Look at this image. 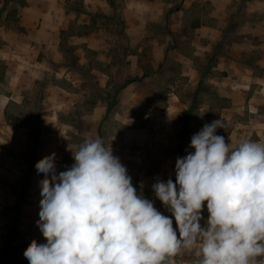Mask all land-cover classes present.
<instances>
[{
	"label": "rangeland",
	"instance_id": "obj_1",
	"mask_svg": "<svg viewBox=\"0 0 264 264\" xmlns=\"http://www.w3.org/2000/svg\"><path fill=\"white\" fill-rule=\"evenodd\" d=\"M29 1L0 0V25L19 32L16 22ZM163 1L162 20L137 33L126 24L123 0H114L112 10L107 0H58L63 33L53 60L41 53L48 65L16 78L0 115V264H29L25 249L33 240L46 242L36 225L43 174L35 164L53 152L57 172L63 171L74 163L69 149L99 137L132 180L175 182L177 157L214 120L226 122L217 129L226 143H264V37L241 33L264 18V0H221L216 12L212 2L219 0ZM213 21L217 31L208 35L216 39L201 37L200 22ZM73 35L86 36L85 47ZM155 48L163 60L152 69ZM106 100L112 103L107 114ZM149 191L143 196L164 207L152 186ZM183 259L195 262L180 255L172 264Z\"/></svg>",
	"mask_w": 264,
	"mask_h": 264
},
{
	"label": "clouds",
	"instance_id": "obj_2",
	"mask_svg": "<svg viewBox=\"0 0 264 264\" xmlns=\"http://www.w3.org/2000/svg\"><path fill=\"white\" fill-rule=\"evenodd\" d=\"M225 127L222 118L205 124L177 157L175 182L152 184L171 217L138 194L102 138L69 149L74 163L63 171L56 153L43 157L35 164L43 174L36 225L46 242L33 240L24 257L29 264H172L187 252L194 264H264V143H226L217 134Z\"/></svg>",
	"mask_w": 264,
	"mask_h": 264
},
{
	"label": "crops",
	"instance_id": "obj_3",
	"mask_svg": "<svg viewBox=\"0 0 264 264\" xmlns=\"http://www.w3.org/2000/svg\"><path fill=\"white\" fill-rule=\"evenodd\" d=\"M168 5L170 6L171 4L168 3ZM212 5L215 10L213 12L222 9L221 0L217 1L216 5L212 2ZM164 7L163 0H123V16L127 25H136V30L133 31L142 33L144 25L159 23L162 20ZM62 15L64 16V11L60 7L58 0H30L23 7L19 18L18 26L23 29V32H16L13 29L0 25V72H2L0 74V115L2 117V110H4L13 96V91L11 92V90L15 86L12 83L17 80L16 78L20 75L35 72L38 67L45 68L48 65V62L42 60L45 54L49 56L52 55L50 53H53L54 55V52L57 51L60 32L59 25L60 20L63 19ZM70 16L68 14L65 18L68 19ZM213 16L214 14H212ZM216 18L219 17L217 16ZM214 23L219 24L218 21H213L211 26H207L200 22L199 30L201 37L216 39L217 36L214 37L212 35V38V36L208 35V31L211 33H214L215 30L217 31V28L213 27ZM241 33L264 37V18L251 26L243 27ZM71 39L76 42L75 45H80V48L85 47L82 43L86 44V36L73 35ZM49 49L51 52H49ZM76 49L75 51L81 50L79 48ZM153 59L154 61H151L152 69H154L155 63H161L163 60L162 53L158 48H155L153 51ZM1 89H9L8 94L2 92ZM141 172L143 171L141 170ZM137 177V184L139 186L142 184V188L145 190H149L152 184L155 183V180H145L147 178L145 175L141 177L143 180L140 179L139 175ZM156 208L164 215L171 216V213L165 207ZM173 226L174 228L176 227L175 224ZM181 255L194 257L187 252ZM182 264L191 263L183 259Z\"/></svg>",
	"mask_w": 264,
	"mask_h": 264
},
{
	"label": "trees",
	"instance_id": "obj_4",
	"mask_svg": "<svg viewBox=\"0 0 264 264\" xmlns=\"http://www.w3.org/2000/svg\"><path fill=\"white\" fill-rule=\"evenodd\" d=\"M108 1V4H109V6H110V8H111V10L113 9V4H114V0H107ZM24 6H26L25 4L23 5V7ZM116 12H117V9H116ZM12 15H13V13H12ZM123 21V18L121 19V22ZM17 23L18 22H16V30L17 31H19V32H23V29L22 28H20L19 26H17ZM195 25V27H198V23H195L194 24ZM62 33L63 32H60V34L62 35ZM118 35H119V32L117 33ZM213 55H214V53H213ZM213 59H215V60H218L219 59V55H217L216 54V52H215V56H214V58ZM129 84V82H128V80L127 81H125V82H123L118 88H117V90H115V94H118V92L120 91V90H122L124 87H126L127 85ZM106 102V114L109 112V110H110V107H111V105H112V103H108V100H106L105 101ZM132 182H133V185L136 187V189H137V192H138V194H152V192H150L149 190H145V189H143L141 186H139L138 184H137V180H136V178L135 177H133V180H132ZM204 210H205V212H206V216L208 217V215H209V213L207 212V209H206V202H205V208H204ZM0 256H2V257H4V253L1 251L0 252Z\"/></svg>",
	"mask_w": 264,
	"mask_h": 264
}]
</instances>
